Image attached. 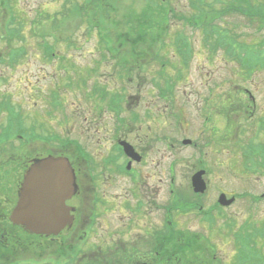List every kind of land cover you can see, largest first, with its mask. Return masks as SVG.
<instances>
[{"label":"rangeland","instance_id":"obj_1","mask_svg":"<svg viewBox=\"0 0 264 264\" xmlns=\"http://www.w3.org/2000/svg\"><path fill=\"white\" fill-rule=\"evenodd\" d=\"M81 1L82 0H78V3H81ZM126 1V6H132L137 9L141 8L146 2V0ZM167 1L171 2L172 6L175 5L178 9L188 6V0ZM71 2H77V0H68V4L67 0H16L14 4L18 7L17 9L20 12L19 19L21 24L23 25L26 23L20 40L16 42L15 46L24 47L26 49V55L19 60L16 70L3 71V64L0 65V92L3 96H8V94L13 92L14 102L19 105L20 111L24 114L26 127L35 124L39 127V132L45 135L61 132L67 139L80 138L87 150L99 155L97 157L99 158L98 162L100 164V160L108 155V148L111 147L110 142L107 144L104 139L111 138L117 131L126 133L129 129H126V126L117 125V118H111L110 114L106 113L105 107L102 109V106L106 105V101H103V99L99 97L101 94L98 93V90L102 89L101 87H104L105 89L103 90L109 93V91L123 90V87L126 85L127 102L126 104L124 103L122 112L125 115L135 114L140 111L143 113L150 112L151 114L155 111V115H158L160 111H163V118L157 119V126L159 127L158 130L162 129V134L166 136L180 134L185 138L186 135H189L186 121L178 119L184 125L183 129L179 128L181 124L177 122L178 120L176 123H174L175 120L172 122L169 121L171 119L170 111L173 102L186 109V111L181 113L182 117H188L189 119L190 117L193 118L192 116L197 117L198 113L191 108V101L194 99L198 101L208 98L209 93L207 87L211 86L214 82L219 84V80L222 81L223 79L227 81L228 89H233L234 84H244V87L253 91L259 108L256 112L258 115L264 113V111L260 109L262 105L264 106V72L256 74L252 80L245 78L237 64L229 61L223 52H218L217 54L210 52L202 42V34L200 31L195 30V32H193V29L185 27L183 21H180V23L176 22L177 25L175 26L173 20H168L167 28L170 29L169 33H167L163 24L164 29L161 31L163 35L161 34L158 38V43L149 42L148 44L147 58L148 61H150L139 62V69L134 71L133 78L131 79L132 82L127 81L126 83L120 78L121 75L127 73L121 66L120 68H113L111 65L107 66L105 64L102 66V64H94L95 60L101 57V52L96 46L99 44L97 37L88 33L85 23L71 14L68 15L69 26H67V29H70L72 33L71 39H75L80 45L79 49L73 46L74 41H60L57 53H63L65 58L62 60H48L38 45V38L42 40L45 37H35L29 30V23L31 19L34 18L37 11L39 14L42 13L41 18L38 20L40 32L43 35H48L51 32L47 29V26L51 24L53 20L48 19L46 21V19L50 17V14L54 16L62 10H65L68 5L70 6ZM0 10H2L1 7ZM2 17L3 15L0 13V19ZM241 19L244 18H239L232 14L227 16L224 22L225 25L230 27L233 31L245 36L247 42H250V40L254 42L260 40L262 32L259 26L255 25V27L252 28L246 19V21ZM233 24L235 25L233 26ZM245 29L252 30L254 34L249 33L247 35ZM179 30H183L187 36L190 35L193 39V55L189 59L188 64L185 65L187 67H181L184 63L180 56L176 54L177 50H175L172 45L173 37ZM258 32H261V34H257ZM60 33L61 32H58L57 35H60ZM63 34L65 35L67 33ZM53 40L54 38L51 39V41ZM159 41H163L164 43ZM5 42L6 41L3 39L0 40V58L3 59L6 58V53L3 51H7ZM161 45L163 46L161 49L163 51L159 56L154 50L157 46ZM124 53L128 56L127 52ZM161 57H163V60L170 62L164 69H162L160 65ZM178 68H181L182 71L178 70ZM67 69L70 70V75L72 76H69L68 80L67 76H64L63 80H61L60 76L67 74ZM93 70H98L97 76L93 74ZM10 73L12 74L10 75ZM135 74H140V76L136 78ZM4 75L7 76V79L1 78ZM12 75H14V77H10ZM90 75H94V77L91 76L89 78ZM158 75H162V78L168 81L167 83H165V81L162 82L163 89L173 90L169 98L162 99L161 103L158 101L159 96L155 93L157 90L155 80H157ZM211 76H214V78H211ZM58 78L61 81H58ZM87 78L93 81L91 82ZM66 80L68 85L65 83ZM106 82L111 85V88H108V85L106 87L104 86ZM92 83L94 85H92ZM93 86H95L96 93L99 96L93 94ZM53 91H57L60 94L62 102V104L60 102L58 107L60 111H58L56 106H53ZM89 91L90 97H88ZM130 96L132 97L131 107H126L128 106ZM93 105L97 110L93 108ZM51 107L57 108L53 111V116L46 114L51 111ZM82 108L85 110L93 108L97 115L101 117L102 122L98 124V119H95L90 124V119L85 120L83 116L82 119H77L76 114L79 110L82 111ZM64 111L67 112V119H63ZM189 113L190 115L188 116ZM85 116L90 118V115L87 113H85ZM196 117L194 121H198V118H201ZM135 124L139 125L138 122ZM153 126L155 127L156 125L154 124ZM199 126L200 123H198L197 126L195 124L194 128L196 131H198ZM223 126L224 123L220 121V127ZM136 132L137 130L135 129L133 135H135ZM249 135L250 134L243 138V141L246 140ZM194 137L200 142L203 141V135L199 132H196ZM93 143H95L96 146ZM230 143H232V141H230ZM160 145L164 155V181L163 193H160L159 201L163 205H166L169 195V191L166 188V175L168 177L170 174L168 171L171 166L177 169V186L180 190L179 198L181 202H187L192 199L193 188L191 178L195 171L209 167H211V169L205 175L208 189L202 194V197H200L202 204L206 208H210L212 206L211 204L215 203L216 198H218L220 194V190L218 189L225 191L228 196L241 195L246 192L255 197H258V195L260 197V195L262 196L264 193V172H251L250 175L246 174L247 176L242 174V155L240 156V152H234L235 148L229 144V141H225L222 146H218L214 143L210 148L206 147L204 150L201 148L196 149L195 145L184 144H179L176 147H169V142L167 140L161 142ZM92 146H94V148H92ZM67 151L68 154H73L76 149L72 146H68ZM115 153L117 154V152ZM155 154L156 152L150 151L149 157H155ZM112 166L114 165L104 167L97 166L98 171H103L105 173L108 181L106 185L99 183L102 187L100 189V194L105 196L102 200L108 201L107 204L101 205L103 207V212L107 209H115L113 213L106 216V220L113 224L112 230L116 231L117 239L130 238L136 233H142L143 235L148 234V236H151L155 231V226L158 227L162 224L163 211L160 209L155 211L157 208L145 205L138 218L139 224L135 225L134 228H130L129 219L131 216H134V212L128 211L127 202L129 205H136L138 193L135 192L133 189L134 187L128 183L126 178L115 175L113 171L114 167ZM139 167L144 168L145 164L143 163ZM145 169H147V167H145ZM80 175L82 176V180H85L87 183L86 187H90L89 180L85 173L83 172ZM154 190H156V188H154ZM89 198L90 192L86 190L84 197L76 201L82 208L78 213V217L83 222L87 220ZM223 212L226 217L224 218L222 214L219 215L211 231L207 225L201 226L198 220L200 218L196 216V212L194 211L187 214H179V212L174 211V217L179 224V228L184 230V236H189L188 234L191 231H199L202 229L208 234L211 240L218 245V253L220 255L217 254L224 259L225 264H235L234 256L236 254V247L232 240V232L230 233L226 227L227 223L235 220L236 223L233 229L235 230L245 222H254L264 230V198H261V201L253 202L250 195H245V197L237 199L232 206L224 208ZM101 221L103 222L102 219ZM81 230L80 227H75L74 236L72 234V238L76 240ZM66 237H68V235L63 236L60 240ZM55 242H57V239ZM93 242L94 243L91 244L90 248L84 254L85 259L90 249L93 251L103 245L102 240L100 242L94 240ZM75 245L76 242H71L62 246L59 248L60 252L66 253L72 250ZM258 246L264 253V240H258ZM203 248L205 256L209 259L204 246ZM15 249H17L16 253H10L11 259H7L8 257L6 258V255L2 257L3 254L0 264H7L13 261V256L18 254L22 255L21 258L26 257V251L22 250L18 244L13 246L10 251ZM36 250L43 251V255H45L44 258L49 257L47 254L52 251L45 241H43L41 248H36Z\"/></svg>","mask_w":264,"mask_h":264},{"label":"flooded vegetation","instance_id":"obj_2","mask_svg":"<svg viewBox=\"0 0 264 264\" xmlns=\"http://www.w3.org/2000/svg\"><path fill=\"white\" fill-rule=\"evenodd\" d=\"M111 39L113 41L108 44L111 52L108 51L106 53V50L102 49L100 44L96 45L101 52V57L95 60L94 64L113 66L114 63L119 60L115 58L114 54V47L116 45L114 35ZM15 45L16 43L12 44L13 47ZM39 45L54 46L53 43L45 44L44 42ZM3 52L6 53V58H0V65L3 64L4 67L3 71L16 70L19 62L18 57L9 58V50ZM69 69H67V74L60 76L61 80H63L64 76H67V79L69 76H72L70 75ZM97 73L98 70H93L94 75L97 76ZM11 74L12 73H10V75ZM94 75H90L89 78L91 76L94 77ZM10 77H14V75ZM1 78L7 79V76L4 75ZM89 78L87 79L90 80ZM90 81L92 82L93 80ZM227 84L225 79L220 81L219 86L221 89L218 91L220 94L219 97L213 96L208 99H200L198 101L194 99L191 101V108L197 113L199 110L201 111V114H197V117H201L198 118V121H191L188 117H182L178 110L183 107L173 102L170 111L171 119L169 121L172 122L175 120L174 123H176L178 119L186 121L189 135H186L185 138L180 134L166 136L162 134V129L158 130L157 119L163 118V111H160L158 115H155V111L152 114L150 112L143 113L140 111L135 114L125 115L122 112L124 103L126 104L127 102L126 91H124V95L122 96H115L114 93L109 92L105 94V91L99 89L98 93L101 94V96H99L96 93L95 86H93V94L98 95L103 101H106V105L102 106V109L105 107L106 113L110 114L111 118H117V125L126 126V129L129 128L126 133L117 131L111 138L104 139L107 144L110 142L111 147L108 148V155L100 160L101 165L98 162L99 158L97 156L99 155L87 150L80 138L67 139L61 132L45 135L40 133L38 130L39 127L34 124L28 127L27 139L21 140L19 133L20 107L14 102L13 92L8 94V96H3L0 92V257L4 254L2 257L6 255V258L8 257L7 259H11L10 253H16L17 249L12 251H10V249L18 244L22 250L26 251V257L21 258L22 255L18 254L13 256L14 260L7 264H117L118 261L121 262L122 258H124L125 264H164L165 256L169 257L168 263L184 264L185 260L182 256L185 255V251H181L180 249L164 251L163 224L158 227L155 226L154 234L151 236H148V234L143 235L142 233H136L130 238L117 239L116 231L112 230L113 224L106 220V216L113 213L115 209H107L103 212V207L101 206L107 204L108 201L102 200L105 196L100 194V189L102 187L99 183L104 185L108 184L107 176L103 171H98L97 166L104 167L114 165L112 167H114L113 171L115 175L126 178L128 183L134 187L133 189L135 192L138 193L136 205H129L127 202L128 211L134 212V216H131L129 219V226L130 228H134L135 225L139 224L138 218L145 205L158 208L155 211L159 210V207L163 205L159 201L160 193H163L164 181V155L160 145L161 142L167 140L169 142V147H176L179 144H184L195 145L196 149H202L204 147L210 148L214 143L217 145L218 142L222 143L227 139V112L234 102L229 98ZM92 85L94 84L92 83ZM107 85L108 88H111L108 82L104 83L105 87ZM213 85L214 84L211 86ZM155 93L159 96L158 101L161 103L164 91L162 89H157ZM208 93H210V91H208ZM88 97H90V94H88ZM124 97L125 101H123ZM131 98L130 96L128 106L125 105L126 107H131ZM217 101L220 106L218 109L215 108L212 111L211 105L213 102ZM116 103L119 105H116ZM56 107L58 108L59 106ZM57 108L51 107V111L46 114L53 116V111ZM93 108L96 109L95 106ZM93 108L90 110H85L84 108H82V111L79 110L76 114L77 119H82L83 116L85 120L90 119V124L95 119H98L97 123L100 124L102 119ZM205 108L208 111H206ZM59 109L60 108H58V111H60ZM85 113L89 114L90 118L86 117ZM189 115L190 113L188 116ZM63 119H67L66 111L63 112ZM220 121L224 123L223 127H220ZM136 122H138L139 125H136ZM177 122L181 124L179 128L183 129L184 125L181 121L178 120ZM198 123H200V126L198 127V131H196L194 126L195 124L197 126ZM154 124L156 125L155 127L153 126ZM135 129L137 132L133 135ZM196 132L203 135L202 142L194 137ZM186 138H191L193 142L184 143ZM121 143L126 144V152ZM68 146H72L76 149L75 153L68 154ZM92 148H94V146H92ZM150 151L156 152V156L149 157ZM115 152H117V154ZM52 157L58 159L66 158L72 169L71 183L65 185L64 188L62 186L56 187L58 191H64V193L69 195L65 199V206L63 208L65 226L58 233H35L16 222L12 216L19 202L26 175L31 172L33 167L38 166L40 161ZM143 163L147 169H145V167H139ZM206 170L208 173L210 169L206 168ZM83 172L89 180L90 187H86L87 183L85 180H82L80 174ZM168 172H170V174L168 177L166 175V188L168 191L172 192V194H179L180 190L177 186V169L171 166ZM35 174L40 175V171ZM67 181L68 180H64V182ZM154 188H156V190H154ZM86 190L90 192V198L87 207V220L83 222L78 217V213L82 208L76 201L84 197ZM201 226L203 225L201 224ZM75 227H80L82 229L76 240L72 238V234L74 236ZM200 231L203 230L201 229ZM65 235H68V237L60 240ZM56 239L57 242H55ZM94 240L96 242L102 240L103 245L93 251L90 249L85 259L84 254L90 248L91 244L94 243ZM43 241L47 242L52 250L47 254L49 256L47 258H44L45 255H43V251L36 250V248H41ZM71 242H76L73 249L66 253H61L59 248ZM8 251L10 252L7 253ZM206 252L209 259L205 257L203 260L197 261L195 251H188L190 258L189 264H196V262L213 264L210 257V250ZM2 257L0 260H2ZM152 259H154V261ZM221 261L225 262L222 258Z\"/></svg>","mask_w":264,"mask_h":264},{"label":"trees","instance_id":"obj_3","mask_svg":"<svg viewBox=\"0 0 264 264\" xmlns=\"http://www.w3.org/2000/svg\"><path fill=\"white\" fill-rule=\"evenodd\" d=\"M86 2L88 4L85 6L87 15L85 14L83 17L88 25L101 31L102 42L109 41V35L113 28L115 41L129 45V55L122 57H129L133 68L139 62L148 59V44L149 42L158 43V38L161 34L163 35L161 32L164 29L163 24L167 33L170 32V29L167 28L168 20H173L175 26L183 21L185 27L193 29V32L199 30L202 34V42L210 52L213 54L219 51L226 52L228 58L242 68L245 78L249 77L255 70L264 68V0H188V6L180 9L175 5L172 6L171 2L167 0H146L138 9L126 6V0H86ZM232 14L244 18L241 20H247L252 28L258 25L262 32L261 39L256 42L252 40L247 42L245 36L225 25L226 17ZM261 32L257 34L260 35ZM245 33L247 35L249 33L254 34L250 29H245ZM192 41V37L187 36L183 30H179L173 37L177 50L182 54L192 51L190 45ZM162 47L157 46L154 52L162 49ZM161 61L163 66L167 62L163 60V57ZM243 154L244 163L246 158V163H254L258 166L257 171L264 172V148L245 149ZM218 214H222L225 218L223 213L218 212ZM215 218L216 214L214 213L211 215L212 223L215 222ZM234 225L235 221H229L227 223L228 230L231 231ZM237 237L241 246L239 249L259 251L258 240H264V230L256 226L254 222L248 223ZM187 238L185 237L184 241L187 242ZM186 242L182 247L183 250L188 251V249L196 248L194 247L195 244L191 246L192 243L189 248V244L186 245ZM201 249H203L201 246L196 248L198 251ZM185 253L182 257L188 259L185 264H189L188 252ZM195 257L197 261L203 260L197 254ZM247 258L248 255L243 252L241 259L246 260ZM117 264H125L124 258ZM196 264L202 263L196 262Z\"/></svg>","mask_w":264,"mask_h":264},{"label":"water","instance_id":"obj_4","mask_svg":"<svg viewBox=\"0 0 264 264\" xmlns=\"http://www.w3.org/2000/svg\"><path fill=\"white\" fill-rule=\"evenodd\" d=\"M39 171L40 175L35 174ZM201 175V172L196 174L193 180L197 192L205 189ZM71 177L72 169L66 160L52 158L40 161L26 176L18 206L14 211V220L37 233H58L64 227L65 217L61 216H64L65 199L69 195L58 191L56 187L64 188L71 183ZM220 201L227 204L232 199L227 200L222 196Z\"/></svg>","mask_w":264,"mask_h":264}]
</instances>
